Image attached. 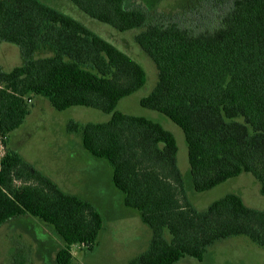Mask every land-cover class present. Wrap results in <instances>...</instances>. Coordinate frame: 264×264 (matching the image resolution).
Returning a JSON list of instances; mask_svg holds the SVG:
<instances>
[{"label": "trees", "instance_id": "trees-1", "mask_svg": "<svg viewBox=\"0 0 264 264\" xmlns=\"http://www.w3.org/2000/svg\"><path fill=\"white\" fill-rule=\"evenodd\" d=\"M68 1L118 32L137 30L134 41L157 70L155 87L139 105L181 129L196 193L248 173L264 196V0H209L201 8L212 9L215 21L198 20L201 29L192 31L152 24L126 0ZM0 42L16 45L22 57L20 66L0 71V226L25 215L50 226L63 243L56 264L71 263L72 246L92 251L103 227L94 206L62 191L9 147L10 133L30 113L26 101L41 96L58 112L86 107L110 116L68 129L90 158L108 164L123 205L151 231L136 264L201 262L208 248L239 236L264 248L263 210L235 194L196 210L185 196L173 135L116 111L146 81L132 58L39 0H0ZM39 50L50 55L35 58Z\"/></svg>", "mask_w": 264, "mask_h": 264}, {"label": "rangeland", "instance_id": "rangeland-1", "mask_svg": "<svg viewBox=\"0 0 264 264\" xmlns=\"http://www.w3.org/2000/svg\"><path fill=\"white\" fill-rule=\"evenodd\" d=\"M39 1L79 21L141 66L146 75L144 86L121 99L116 111L159 123L173 135L177 146L176 164L183 179L185 196L196 210L206 209L226 194H235L248 208L264 211V196L260 194L259 184L248 173L203 193L193 190L187 145L181 129L162 114L139 105L140 99L155 87L157 70L134 41L137 30L118 32L88 18L68 0ZM208 1L126 0V5L129 8H140L152 24H176L192 31L201 29L194 26L198 20L205 21L207 18L215 21L216 15L211 13L212 9L201 8ZM205 10L210 12L204 13ZM199 13L204 14L199 16ZM49 55L47 50H39L35 58ZM21 64L19 48L0 42V71L9 72ZM26 104L30 113L22 125L10 133V149L62 191L89 202L103 218L96 247L87 251L82 246H72L70 264H136V260L148 248L151 231L141 222L135 210L123 205L122 194L111 183L108 164L90 158L77 133L68 129L69 124L78 127L87 123L107 122L110 116L86 107H71L58 112L41 96L28 99ZM2 154L3 148L0 146ZM61 246L63 243L50 226L28 215L10 219L0 226V264H56V253ZM176 264H264V248L257 247L242 236L232 237L208 248L201 262L186 257Z\"/></svg>", "mask_w": 264, "mask_h": 264}]
</instances>
